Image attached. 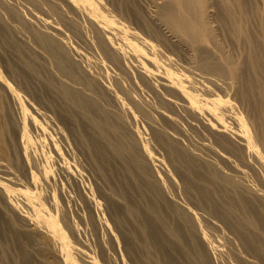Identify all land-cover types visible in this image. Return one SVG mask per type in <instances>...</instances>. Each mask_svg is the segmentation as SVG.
Instances as JSON below:
<instances>
[{"label": "bare ground", "instance_id": "obj_1", "mask_svg": "<svg viewBox=\"0 0 264 264\" xmlns=\"http://www.w3.org/2000/svg\"><path fill=\"white\" fill-rule=\"evenodd\" d=\"M261 7L0 0V264H264Z\"/></svg>", "mask_w": 264, "mask_h": 264}, {"label": "rangeland", "instance_id": "obj_2", "mask_svg": "<svg viewBox=\"0 0 264 264\" xmlns=\"http://www.w3.org/2000/svg\"><path fill=\"white\" fill-rule=\"evenodd\" d=\"M262 10L264 7H261ZM27 10V9H26ZM24 12V16H29L28 14V10ZM26 14V15H25ZM28 14V15H27ZM1 38V37H0ZM11 55V50L8 47V45L6 44V41L4 39L1 38L0 40V72L6 76L7 78H9L10 74L8 72V70H10L7 66V57H10ZM84 64V63H83ZM217 92H219L218 90H216ZM158 167V166H156Z\"/></svg>", "mask_w": 264, "mask_h": 264}]
</instances>
